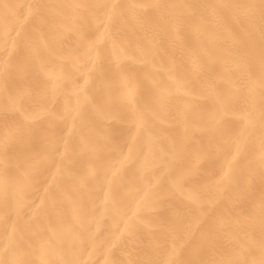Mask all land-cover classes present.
Returning <instances> with one entry per match:
<instances>
[{
    "label": "bare ground",
    "instance_id": "bare-ground-1",
    "mask_svg": "<svg viewBox=\"0 0 264 264\" xmlns=\"http://www.w3.org/2000/svg\"><path fill=\"white\" fill-rule=\"evenodd\" d=\"M0 264H264V0H0Z\"/></svg>",
    "mask_w": 264,
    "mask_h": 264
}]
</instances>
